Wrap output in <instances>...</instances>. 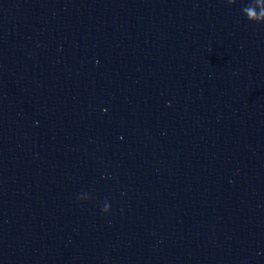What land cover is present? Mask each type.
<instances>
[{"label":"water","instance_id":"water-1","mask_svg":"<svg viewBox=\"0 0 264 264\" xmlns=\"http://www.w3.org/2000/svg\"><path fill=\"white\" fill-rule=\"evenodd\" d=\"M0 264H264V0H0Z\"/></svg>","mask_w":264,"mask_h":264}]
</instances>
